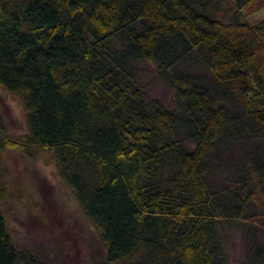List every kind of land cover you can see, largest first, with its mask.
<instances>
[{"label":"trees","instance_id":"trees-1","mask_svg":"<svg viewBox=\"0 0 264 264\" xmlns=\"http://www.w3.org/2000/svg\"><path fill=\"white\" fill-rule=\"evenodd\" d=\"M221 2L0 0V85L28 125L13 137L0 121V264H48L2 210L5 150L54 158L104 264H231L236 225L244 264H264V19L221 21Z\"/></svg>","mask_w":264,"mask_h":264},{"label":"rangeland","instance_id":"rangeland-1","mask_svg":"<svg viewBox=\"0 0 264 264\" xmlns=\"http://www.w3.org/2000/svg\"><path fill=\"white\" fill-rule=\"evenodd\" d=\"M234 0H222L213 16L227 21L255 23L264 19V0L253 11L241 10ZM140 81L150 95L175 106L174 90L157 75L150 63H140ZM27 109L22 97L0 85V121L13 137L28 133ZM7 166L8 195L1 203L14 241L36 251L48 264H104V248L95 228L87 221L71 189L58 173L54 158L45 152L28 159L18 150L1 154ZM244 230L231 229V264H244Z\"/></svg>","mask_w":264,"mask_h":264}]
</instances>
